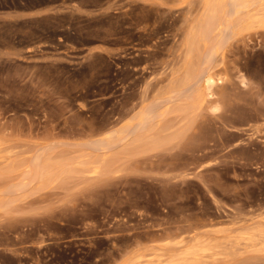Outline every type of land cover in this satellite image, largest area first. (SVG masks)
Segmentation results:
<instances>
[{"label": "rangeland", "instance_id": "1", "mask_svg": "<svg viewBox=\"0 0 264 264\" xmlns=\"http://www.w3.org/2000/svg\"><path fill=\"white\" fill-rule=\"evenodd\" d=\"M202 1L0 0V264H181L201 247L186 264H264V18L199 104L203 85H178ZM146 109L167 130L156 150H97ZM43 159L47 178L25 179Z\"/></svg>", "mask_w": 264, "mask_h": 264}, {"label": "bare ground", "instance_id": "2", "mask_svg": "<svg viewBox=\"0 0 264 264\" xmlns=\"http://www.w3.org/2000/svg\"><path fill=\"white\" fill-rule=\"evenodd\" d=\"M200 8H201V11H200L201 13L199 14L200 15L198 17L199 19H197V21H195L191 25L189 32L187 33L186 39H187V42L189 45L188 46L189 49H188V58L187 59H189V61H186V62L189 64V66L188 67L186 66V67L189 69H188V71H186L187 73L185 72L186 74H184V77L182 78L183 80L180 82V85H178V87L179 88L181 87L183 90H181V92L178 90L180 92V94L177 92L176 95L179 94L180 96L179 95L178 96L181 97L182 95H187L188 93L194 94L193 92L191 93V91L192 90L195 91L197 89L196 88L194 90V88L196 86L203 85V87L205 88V90L204 89L203 90L205 92H203V93L201 92V94L199 95V100L197 102L199 104H204L209 99L208 97H210L212 94H214L212 92H213V89L215 88V86L217 84V82L215 80V75L213 72V70L215 69V63H214L215 60L217 58H219V56L221 57L223 51L225 50V45L227 44V42L230 39L232 40L234 38V36L241 33L242 31L244 32L243 27L248 23L247 22L245 24V22L247 20L248 21L251 20L250 26H252V27H253V25H255L253 22L254 20H257L260 24V22H261L260 20L262 18H264L263 17V15H264V0H203ZM252 22H253V25H252ZM249 23H248V25H249ZM263 23H264V21L261 22V24H263ZM248 25H246L245 27H247ZM247 28L249 29L250 27L248 26ZM255 28H256V26H255ZM201 49H203V53L205 51L204 59L202 57L203 54L201 55L203 60H200L199 55H198V58L196 57L197 61H195V64L197 62V65L199 67L202 63H204L202 61H204L205 57H206L207 63L209 62V67L205 68L206 70L204 69L200 73V72H198V68L194 67L193 60H194L195 56H197L196 54H199L198 52L202 51ZM196 58H195V60H196ZM211 59H212V61H211ZM204 66H207L206 63ZM179 88H177V89H179ZM175 89H176V86H175ZM174 95H172V97H174ZM191 96H193V95H191ZM191 96H190V99H191ZM166 99H168V98H166ZM179 100H180V98H179ZM168 101H166L165 103L167 104ZM168 103L170 104V101ZM153 109H155V107ZM152 112H153L152 109H146V110L142 111L133 120H131V122H129L128 124L125 125V127L122 129V132L111 134V135H108L107 137L105 136V138L103 137L104 139L99 141V145L95 144L97 146V150L99 149L98 146H101L103 149L105 148L106 151L110 150L109 152H111L112 149H117L118 147H120V149H121V147L123 145L125 146L126 143H128V144L130 143V145H131L130 141L135 143V145L137 147L138 146L140 148L146 147L148 150H152V151L156 150L159 147V145L163 143V142H161V141H163L161 134L167 130H163V129H160L161 131L158 130V128H157L158 124L156 125L155 122L152 123L154 121L153 118H152L153 121L150 120V121H148L149 123L147 122V119L151 116ZM164 112H165V110H164ZM152 115L154 117L155 114L152 113ZM157 116H158V114H157ZM136 132H139L138 135ZM134 133H136L137 136H134L135 135ZM132 145H134V144H132ZM137 147H136V149H137ZM126 148H125V151L128 150V147H126ZM131 148L134 149L135 147L132 146ZM122 149L120 151H122ZM128 151H126V152H128ZM123 152H124V150H123ZM1 155H2V153H1ZM118 156L119 155H117V157ZM7 158H8V156H7ZM4 159H5L4 156H0V163ZM6 160L8 161V159H6ZM10 161H12V160H10ZM35 161H37V162H33L34 164H32L31 170L26 172L25 179H29L30 181H40L41 182V180L45 176L47 178V176H48L47 173H49L48 167L50 165L48 164L49 162L48 163L46 162V159L45 160L43 159V161L42 160H40V161L35 160ZM46 163L49 166H47ZM2 164H4V163H2ZM87 166L88 165H86V167ZM51 167H52V165H51ZM88 168L90 169L91 172L98 174V173H101V171H102L101 169H103L104 167L102 168V166H100V165L92 164L91 166L89 165V167H87V169ZM260 233L264 234V230L260 231ZM248 236L250 238L249 237H247V238L252 239L251 237H258V233L249 234ZM244 240H247V239H244ZM182 250H184V249H182ZM208 250L209 249H206L205 247H201L197 250L182 251L180 254H178L176 256L177 258L174 260V262L186 264L189 261L191 262V260H193V259H197V260H199L200 258L203 259L204 258L203 256H205V254H207L206 252ZM137 257H139L138 258L139 261L143 258L142 256H137ZM154 258L151 257L149 260L147 259V261L154 263V261H155ZM156 258H158V256H156ZM156 261H158V260H156ZM149 262H147V263H149ZM133 264H137V263H133Z\"/></svg>", "mask_w": 264, "mask_h": 264}]
</instances>
